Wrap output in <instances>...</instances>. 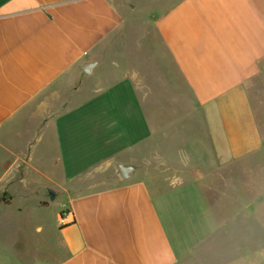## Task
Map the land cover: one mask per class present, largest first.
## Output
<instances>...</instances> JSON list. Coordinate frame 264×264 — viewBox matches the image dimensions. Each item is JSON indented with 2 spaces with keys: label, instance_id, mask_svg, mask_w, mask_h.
<instances>
[{
  "label": "crops",
  "instance_id": "crops-1",
  "mask_svg": "<svg viewBox=\"0 0 264 264\" xmlns=\"http://www.w3.org/2000/svg\"><path fill=\"white\" fill-rule=\"evenodd\" d=\"M134 22L114 0H0L3 250L264 264V0H173L127 45Z\"/></svg>",
  "mask_w": 264,
  "mask_h": 264
},
{
  "label": "rangeland",
  "instance_id": "rangeland-1",
  "mask_svg": "<svg viewBox=\"0 0 264 264\" xmlns=\"http://www.w3.org/2000/svg\"><path fill=\"white\" fill-rule=\"evenodd\" d=\"M114 1H115V4H117V6L121 8L123 14L125 15L127 24L130 23V21L135 19L132 32L130 31L131 30L130 28L128 29V32H127V37L125 39L127 42V45L129 44V41L132 36L134 37L141 36V35L144 36L145 35L144 29L146 27V23L148 22L147 26L149 27L150 25L149 21L151 19V16L153 14L159 13L163 8H166L168 5H170L173 2V0H114ZM131 2H132V6H135L136 9L139 8L135 13H132V14L129 10V6ZM63 201L64 199L60 198L58 202H56V204L51 205V208H49L46 211L43 210L44 217L49 219L51 216V211L56 210L57 209L56 206L59 205L60 202H63ZM166 226L169 230L173 243L175 244L177 252L179 253L181 251L180 247L178 246V239H177L178 234H179V229H181L184 232V229L187 226L186 225L177 226V225H172V224H167ZM179 226L182 228H179ZM14 228L15 226L14 227L11 226V228L8 230V229L0 227V264H16L15 259L17 258L16 257L17 253H14L12 250H9V249L3 250L4 248L3 245L7 244L8 242L4 239V237H2L3 233L8 234L11 231V229H14ZM25 263L33 264V255L27 253V255L25 256Z\"/></svg>",
  "mask_w": 264,
  "mask_h": 264
},
{
  "label": "water",
  "instance_id": "water-1",
  "mask_svg": "<svg viewBox=\"0 0 264 264\" xmlns=\"http://www.w3.org/2000/svg\"><path fill=\"white\" fill-rule=\"evenodd\" d=\"M85 72H88V71L86 70ZM131 171H132V168L130 167H122V166L119 167V172L124 179L129 177V174L131 173Z\"/></svg>",
  "mask_w": 264,
  "mask_h": 264
},
{
  "label": "built area",
  "instance_id": "built-area-1",
  "mask_svg": "<svg viewBox=\"0 0 264 264\" xmlns=\"http://www.w3.org/2000/svg\"><path fill=\"white\" fill-rule=\"evenodd\" d=\"M70 222H72V220L69 218V213L64 214L63 216H61V218H60V223L61 224H68Z\"/></svg>",
  "mask_w": 264,
  "mask_h": 264
},
{
  "label": "clouds",
  "instance_id": "clouds-1",
  "mask_svg": "<svg viewBox=\"0 0 264 264\" xmlns=\"http://www.w3.org/2000/svg\"><path fill=\"white\" fill-rule=\"evenodd\" d=\"M181 182L179 177H174L170 183L172 186H175L177 183Z\"/></svg>",
  "mask_w": 264,
  "mask_h": 264
}]
</instances>
